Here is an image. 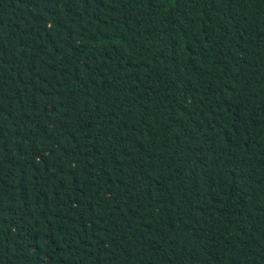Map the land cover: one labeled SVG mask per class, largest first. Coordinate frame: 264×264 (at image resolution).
Wrapping results in <instances>:
<instances>
[{"label": "trees", "instance_id": "16d2710c", "mask_svg": "<svg viewBox=\"0 0 264 264\" xmlns=\"http://www.w3.org/2000/svg\"><path fill=\"white\" fill-rule=\"evenodd\" d=\"M0 264H264V0H0Z\"/></svg>", "mask_w": 264, "mask_h": 264}]
</instances>
